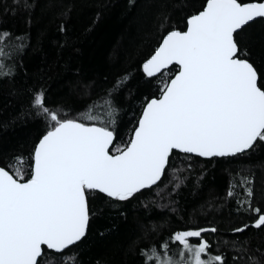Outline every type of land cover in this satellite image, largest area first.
<instances>
[{
  "label": "trees",
  "instance_id": "1",
  "mask_svg": "<svg viewBox=\"0 0 264 264\" xmlns=\"http://www.w3.org/2000/svg\"><path fill=\"white\" fill-rule=\"evenodd\" d=\"M250 0H241L248 2ZM206 0H0V32L11 34L4 45L0 75V166L15 175V158L22 157L24 179L35 144L49 123L37 115L32 100L43 92L45 104L62 118L81 119L90 107L105 120L103 102L117 109L114 146L127 144L145 102L178 70L149 78L142 63L162 37L183 30L187 19ZM241 58L256 68L264 85V19L258 18L236 35ZM247 52V55H243ZM127 77L126 81L124 78ZM117 81H123L116 89ZM251 189L249 198L247 189ZM232 191L233 196L227 193ZM90 220L86 236L65 250L73 264H145L142 252L169 241L177 231L216 228L203 233L210 253L224 264H264V141L245 152L205 158L173 151L161 180L127 201L99 191L86 193ZM249 225L242 233L236 228ZM191 243H195L191 238ZM46 248V247H44ZM206 258V257H205ZM38 264H61L51 250Z\"/></svg>",
  "mask_w": 264,
  "mask_h": 264
},
{
  "label": "snow or ice",
  "instance_id": "2",
  "mask_svg": "<svg viewBox=\"0 0 264 264\" xmlns=\"http://www.w3.org/2000/svg\"><path fill=\"white\" fill-rule=\"evenodd\" d=\"M256 18H264V0H206L203 10L187 19L186 31L168 32L143 72L152 78L163 76L170 65L178 71L163 83L158 98L145 102L122 147L114 146L110 130L117 112L111 93L103 102L110 119L93 115L90 107L82 117L91 123L62 118L46 106L42 91L36 93L32 106L49 128L34 147L30 178L24 179L22 157L15 158V175L0 167V264H38L48 250L61 264H73L75 257L63 253L86 236L88 191L127 201L161 180L174 150L227 157L264 141V85L253 64L241 58L236 39ZM10 39V33L0 32V75L9 74L4 45ZM122 84L117 81L114 87ZM247 194L250 198V188ZM244 203L257 214L252 226H264L261 209H253L250 200ZM216 231H177L169 239L178 251L171 253L169 241L151 246L142 252L145 264H224L222 255L210 253L211 244L202 235ZM191 238L199 242L193 244Z\"/></svg>",
  "mask_w": 264,
  "mask_h": 264
},
{
  "label": "water",
  "instance_id": "3",
  "mask_svg": "<svg viewBox=\"0 0 264 264\" xmlns=\"http://www.w3.org/2000/svg\"><path fill=\"white\" fill-rule=\"evenodd\" d=\"M248 2H250V1H248ZM205 6H206V3H205V5H204V7H205ZM204 7H203V8H204ZM203 8H202L200 11H202ZM200 11H198V12L195 13V14H198ZM195 14H193V15H195ZM191 16H192V15H191ZM256 19H258V18H256ZM256 19H255V20H256ZM263 19H264V18H263ZM186 26H187V21H186ZM186 26H185V28H184L183 30H179V29H173V30L186 31ZM170 31H172V30H170ZM170 31H169V32H170ZM167 33H168V32H167ZM167 33H166L164 36H166ZM164 36H163V37H164ZM163 37H162V39H161L159 45L162 43ZM159 45H158L157 47H159ZM153 54H154V52H153L151 55H153ZM151 55H150L147 59H149V58L151 57ZM147 59H146V60H147ZM146 60L142 63V70H143V64L146 62ZM177 71H178V70H177ZM158 97H159V96H158ZM158 97H156V98H158ZM151 99H152V98H151ZM143 107H144V106H143ZM142 111H143V108H142ZM142 111H141V113H142ZM141 113H140V116H141ZM140 116H139V118H140ZM139 118H138V120H139ZM137 122H138V121H137ZM136 126H137V125H136ZM133 130H134V129H133ZM132 132H133V131H132ZM44 134H45V133H44ZM44 134H43V135H44ZM43 135H42V136H43ZM42 136H41L40 138H42ZM40 138H39V139H40ZM38 141H39V140H38ZM38 141H37V143H38ZM37 143H36V144H37ZM36 144H35V145H36ZM33 151H34V150H33ZM174 151H178V150H174ZM178 152H179V151H178ZM191 155L198 156V155H196V154H191ZM205 158H206V157H205ZM0 167H1V166H0ZM6 170H7V169H6ZM10 174H11V173H10ZM95 191H98V190H95ZM102 194H103V193H102ZM104 195H105V194H104ZM43 247H46V246H43ZM38 260H39V258H38Z\"/></svg>",
  "mask_w": 264,
  "mask_h": 264
},
{
  "label": "rangeland",
  "instance_id": "4",
  "mask_svg": "<svg viewBox=\"0 0 264 264\" xmlns=\"http://www.w3.org/2000/svg\"><path fill=\"white\" fill-rule=\"evenodd\" d=\"M204 237V236H203ZM192 239H194V241H195V243H193V244H196V243H198L199 242V240H198V238H192ZM178 251V250H177ZM176 252H174L173 254H175ZM205 258V257H204Z\"/></svg>",
  "mask_w": 264,
  "mask_h": 264
}]
</instances>
